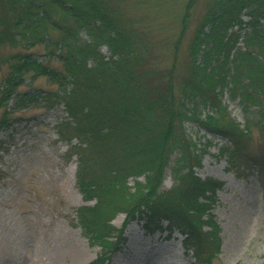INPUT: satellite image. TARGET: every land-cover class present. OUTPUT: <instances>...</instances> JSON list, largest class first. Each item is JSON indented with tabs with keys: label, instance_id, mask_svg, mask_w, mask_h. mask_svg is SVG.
Segmentation results:
<instances>
[{
	"label": "trees",
	"instance_id": "trees-1",
	"mask_svg": "<svg viewBox=\"0 0 264 264\" xmlns=\"http://www.w3.org/2000/svg\"><path fill=\"white\" fill-rule=\"evenodd\" d=\"M194 2L185 4L176 50ZM245 8L249 30L244 49L231 56ZM116 13L106 0H0V45L21 43L28 48L42 43L47 58L61 64L52 67L44 57L27 52L8 57V72L0 82V133L12 127L19 119L14 113L21 109L63 106L67 118L55 127L61 140H76L69 146L77 157L76 187L82 199L93 204L78 207L75 219L88 244L99 248L93 264H110L134 220L142 221L148 234L179 232L194 264H211L221 239L209 210L223 182L179 170L175 186L159 188L170 153L195 145L184 131L190 121L226 141L221 153L229 164L254 167L264 191V152L259 158L247 154L249 120L241 127L221 100L227 87L245 111L255 107L264 135V22L258 20L264 0H213L190 38L188 75L177 85L174 66L164 75L144 66L146 42ZM234 25L239 31H229ZM49 29L59 37H52ZM81 31L87 41L79 37ZM101 46L108 49V57L99 51ZM38 76L58 88L18 90L27 78ZM195 155L189 157L191 165L185 156L177 158L183 163L179 168L197 166ZM140 176L144 182L134 179L128 186L130 177ZM119 213L124 218L117 228L112 220Z\"/></svg>",
	"mask_w": 264,
	"mask_h": 264
},
{
	"label": "rangeland",
	"instance_id": "rangeland-1",
	"mask_svg": "<svg viewBox=\"0 0 264 264\" xmlns=\"http://www.w3.org/2000/svg\"><path fill=\"white\" fill-rule=\"evenodd\" d=\"M106 1L117 11L116 18L146 42L145 67L164 75L174 66L172 77L176 85L188 75L190 38L213 0H195L177 50L174 44L187 0ZM247 10L241 11V19H248ZM245 31L248 28H242L241 33ZM48 32L55 39L59 37L56 30ZM79 37L88 40L84 31ZM243 47L240 37L231 56ZM47 51L42 43L28 48L21 43L0 45V82L8 72L6 60L15 53L40 55L52 67L60 68L58 60L47 58ZM99 51L105 57L109 55L106 46H101ZM57 88L45 76H38L33 80L27 78L18 90L54 91ZM221 100L241 127L249 120L247 154L262 157L264 135L256 123L259 117L255 107L245 111L239 98H231L227 87L221 92ZM14 115L19 119L0 133V264H93L99 248L88 244L75 219L78 207L93 204L84 201L76 188L77 157L69 149L76 140L73 138L70 143L61 140L55 127L66 118L63 106L45 109L33 104ZM184 131L195 145L170 153L159 190L167 191L175 186L179 170L182 174L190 171L201 179L223 182L209 210L221 239L220 251L211 264H264V191L256 169L242 168L240 162L229 164L227 155L221 153L226 141L210 135L195 123L186 121ZM194 153L199 164L179 168L183 163L178 164L177 158L185 156V163L191 165L189 157ZM134 179L144 182L143 176L130 177L129 187L133 186ZM123 218V214H117L113 225L119 228ZM124 236L126 241L111 255L110 264H194V256L183 248L182 236L177 232L171 236L158 231L148 234L142 228V221L134 220L126 226Z\"/></svg>",
	"mask_w": 264,
	"mask_h": 264
}]
</instances>
